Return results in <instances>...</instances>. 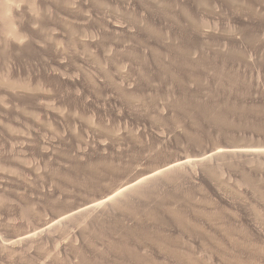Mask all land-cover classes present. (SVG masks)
<instances>
[{"label": "rangeland", "instance_id": "374dc122", "mask_svg": "<svg viewBox=\"0 0 264 264\" xmlns=\"http://www.w3.org/2000/svg\"><path fill=\"white\" fill-rule=\"evenodd\" d=\"M6 1L0 264H264V0Z\"/></svg>", "mask_w": 264, "mask_h": 264}, {"label": "bare ground", "instance_id": "6f19581e", "mask_svg": "<svg viewBox=\"0 0 264 264\" xmlns=\"http://www.w3.org/2000/svg\"><path fill=\"white\" fill-rule=\"evenodd\" d=\"M4 1V0H3ZM6 1V0H5ZM12 1V0H11ZM7 3L9 2L8 0L6 1ZM5 2V3H6ZM3 3V2H2ZM4 3V4H5ZM2 5V4H1ZM6 5V4H5ZM1 7V6H0ZM2 7H3V5H2ZM8 7V6H7ZM6 8V6L3 8V9H5ZM5 10H8V8L7 9H5ZM5 10H3V13H4V11ZM1 12V11H0ZM199 109H200V111H201V115L202 116H204L206 119H208V120H210V121H212V122H216V123H223L224 122V118H222V117H220L213 109H211L209 106H205V105H200L199 106Z\"/></svg>", "mask_w": 264, "mask_h": 264}]
</instances>
